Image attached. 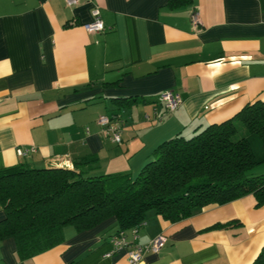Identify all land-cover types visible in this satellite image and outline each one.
Masks as SVG:
<instances>
[{
  "label": "crops",
  "instance_id": "1",
  "mask_svg": "<svg viewBox=\"0 0 264 264\" xmlns=\"http://www.w3.org/2000/svg\"><path fill=\"white\" fill-rule=\"evenodd\" d=\"M170 1L0 0V168L92 155L96 171L134 174L162 139L264 100V0ZM93 5L103 30L82 25ZM164 89L181 97L171 110L156 98ZM99 113L118 115L120 141L100 130ZM109 221L66 224L60 242L24 258L0 238V264H130ZM158 232L162 247L136 264H248L264 241V202L245 193L174 221L149 210L124 236L143 243Z\"/></svg>",
  "mask_w": 264,
  "mask_h": 264
},
{
  "label": "trees",
  "instance_id": "2",
  "mask_svg": "<svg viewBox=\"0 0 264 264\" xmlns=\"http://www.w3.org/2000/svg\"><path fill=\"white\" fill-rule=\"evenodd\" d=\"M94 160L86 155L70 166L0 168V238L13 239L18 257L60 242L66 224L82 230L110 219L104 230L112 234L144 220L149 210L174 221L245 193L255 205L263 203L264 170L254 166L264 161V100L247 101L189 135L162 139L134 174L96 171ZM248 264H264V241Z\"/></svg>",
  "mask_w": 264,
  "mask_h": 264
},
{
  "label": "built area",
  "instance_id": "3",
  "mask_svg": "<svg viewBox=\"0 0 264 264\" xmlns=\"http://www.w3.org/2000/svg\"><path fill=\"white\" fill-rule=\"evenodd\" d=\"M67 5L76 4L79 0H64ZM91 19L83 22V27L87 31H100L105 28L103 21L99 15V8L97 5H93L90 8ZM196 16L194 12L191 14V21L195 23ZM157 100L163 103L167 110L175 108L180 102L181 97L179 93L173 89H164L157 93ZM96 123L100 126V130L106 134L112 141L118 142L121 139L120 136V119L118 115H107L105 113H99L96 118ZM28 149H17L18 153H25ZM144 220L130 227L132 237L135 236L138 226H140ZM165 234L158 232L151 236L147 241L143 243H132L130 240L125 239L124 230H118L109 235V240L113 243L114 247L125 245L127 246V261L130 264L139 263L142 260L144 253L157 252L165 241ZM108 254V252H107Z\"/></svg>",
  "mask_w": 264,
  "mask_h": 264
},
{
  "label": "rangeland",
  "instance_id": "4",
  "mask_svg": "<svg viewBox=\"0 0 264 264\" xmlns=\"http://www.w3.org/2000/svg\"><path fill=\"white\" fill-rule=\"evenodd\" d=\"M259 166L257 167H264V162H262L261 164H258Z\"/></svg>",
  "mask_w": 264,
  "mask_h": 264
}]
</instances>
